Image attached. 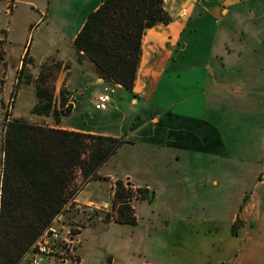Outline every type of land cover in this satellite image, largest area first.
I'll use <instances>...</instances> for the list:
<instances>
[{"label":"crops","instance_id":"1","mask_svg":"<svg viewBox=\"0 0 264 264\" xmlns=\"http://www.w3.org/2000/svg\"><path fill=\"white\" fill-rule=\"evenodd\" d=\"M45 1L0 0V10L12 3L0 13L1 82L12 92L24 62L32 86L43 63L60 64L55 98L68 93L73 109L48 126L124 140L98 175L147 195L132 206L136 225L80 232V264H91L92 242L98 257L106 251L108 228L125 233L115 243L133 264H264V0H164L171 22L143 35L131 91L104 82L74 47L102 0ZM105 86L111 101L97 111Z\"/></svg>","mask_w":264,"mask_h":264},{"label":"trees","instance_id":"2","mask_svg":"<svg viewBox=\"0 0 264 264\" xmlns=\"http://www.w3.org/2000/svg\"><path fill=\"white\" fill-rule=\"evenodd\" d=\"M164 0H102L90 13L74 40V47L93 63L99 78L131 91L145 32L169 24ZM0 58L1 52H0ZM24 62L15 90L25 75ZM60 64L47 61L35 80L36 104L31 113L59 121L69 109L52 105ZM50 85V89L46 86ZM69 94L61 92L62 104ZM68 107V106H67ZM8 116L5 114V120ZM2 142L0 182V264H20L52 221L74 200L80 184L98 178V171L125 143L122 139L51 128L20 119L8 121ZM81 180L79 181V179ZM113 221L136 225L131 201L147 197L122 180L115 183ZM134 192H137L135 195Z\"/></svg>","mask_w":264,"mask_h":264},{"label":"rangeland","instance_id":"3","mask_svg":"<svg viewBox=\"0 0 264 264\" xmlns=\"http://www.w3.org/2000/svg\"><path fill=\"white\" fill-rule=\"evenodd\" d=\"M47 2V0L45 1ZM28 36V33H27ZM37 36V35H36ZM27 43V50L28 47L30 46L32 36H29ZM25 70V75H27V72L29 73V69H27L26 66L23 68ZM32 87L31 83H27L26 81L22 80V83L20 84V89L22 88L20 92V97L17 99V93L15 90V85H13L12 92H10V81H4V83L1 82L0 80V182L2 179V142H3V136H4V127L7 123V120H13V119H20L26 122L31 123L33 120L39 121V124L42 125H53L54 124V118L51 116L46 117V116H37L31 113L32 108L36 104V97L34 98V95H32ZM47 89H50V85L46 86ZM63 92V90H62ZM72 97V95H71ZM64 104H62V97L55 98V83H54V92H53V98H52V105L55 107V109L60 110L63 108L69 109V113L73 109V104L71 102L74 101L73 99H64ZM68 106V107H67ZM69 113L66 115L68 116ZM5 114L8 116V119L5 120ZM66 116H61V118L66 117ZM40 119H37V118ZM59 119V120H60ZM35 124V123H33ZM102 176H98V178L94 180H90L89 182H84L80 184V190L83 194L87 195L90 197L92 200V204L108 201L111 203L112 209L115 210L116 205L114 204V199L113 201L110 199L113 194V190L111 189L112 181L116 180L119 181L121 179H104L100 178ZM81 178L79 179V181ZM125 180V179H123ZM122 180V181H123ZM80 192V193H81ZM79 193V194H80ZM78 194V196H79ZM146 194V193H145ZM78 198V197H77ZM142 201L141 198L133 199L130 203L131 206L135 207L138 202ZM79 205H85L82 204V202H78ZM82 208V209H81ZM83 207L78 208H70L68 211L65 212V224L72 226V227H77L79 228L80 232L88 225L94 224L97 221H104V222H114V214H107L105 212H95V213H88L87 211H84ZM134 210V208H133ZM109 230L104 231V239L105 241L108 242L106 246V251H103L102 256L98 257V250L96 249L97 246H94L93 242L90 245H87L86 248H84V254L87 260L91 264H133L136 260L137 257L136 255L133 257V255L128 254L127 250L123 247L116 246V241L115 239L120 238L119 234H117L115 229L108 228ZM119 232V231H118ZM120 233V232H119ZM91 234V235H90ZM122 235H125L124 232L120 233ZM88 236L91 237H97L98 234L96 232V229L91 227V230L87 232ZM99 239V238H97ZM97 239H93V241H97ZM101 239V236H100ZM102 240V239H101ZM100 240V241H101ZM115 257L114 262L111 260ZM94 262V263H92Z\"/></svg>","mask_w":264,"mask_h":264},{"label":"built area","instance_id":"4","mask_svg":"<svg viewBox=\"0 0 264 264\" xmlns=\"http://www.w3.org/2000/svg\"><path fill=\"white\" fill-rule=\"evenodd\" d=\"M12 10V3L7 2L3 10H0L1 14L9 16ZM113 90L108 86H105L96 98L94 108L97 111H105L111 101V94ZM124 186H131L132 190L135 191L137 188L132 187L130 182L123 180ZM115 183L116 180L112 181L111 189L113 190L112 201L115 194ZM77 193L74 200L69 202L64 207L63 214L57 216L51 223V225L43 232L38 238L36 243L32 246L30 251L25 255L20 264H44L48 260H54L59 264H80V258L78 254V248L80 246V230L77 227H72L65 224V212L70 208L83 207L84 211L88 213L105 212L107 214H113L111 203L108 201L79 205L77 202ZM137 195V192H134ZM136 199V198H134ZM82 209V208H81Z\"/></svg>","mask_w":264,"mask_h":264}]
</instances>
